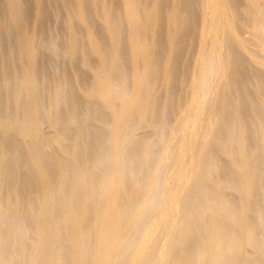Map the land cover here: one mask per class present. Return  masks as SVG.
I'll return each mask as SVG.
<instances>
[{
    "label": "bare ground",
    "instance_id": "obj_1",
    "mask_svg": "<svg viewBox=\"0 0 264 264\" xmlns=\"http://www.w3.org/2000/svg\"><path fill=\"white\" fill-rule=\"evenodd\" d=\"M73 1L0 0V264H264L261 0L244 9L238 0L194 4L198 48L173 120L172 103L143 89L158 10L143 16L147 26L136 0H123L127 92L126 76L119 85L112 77L119 26L102 3L101 30L117 52L105 63L87 1ZM247 23L257 47L239 34ZM171 41L160 77L166 96L180 45ZM81 47L100 64L88 87L76 69ZM244 72L250 91L235 87ZM147 120L152 138L134 132Z\"/></svg>",
    "mask_w": 264,
    "mask_h": 264
},
{
    "label": "rangeland",
    "instance_id": "obj_2",
    "mask_svg": "<svg viewBox=\"0 0 264 264\" xmlns=\"http://www.w3.org/2000/svg\"><path fill=\"white\" fill-rule=\"evenodd\" d=\"M86 1L87 2L85 4V9H86L85 18L87 21L90 22V24L99 33V43L102 44V47H105L102 49L103 51L100 50L99 52L102 51V53H100V54H102L101 55L102 58L104 60H106V61L103 60L105 63L110 62L109 58H111L112 56L114 58L113 53L116 54L117 52H112V51H114V48L112 50V48H110L108 46V45H111L110 35L107 32L103 33L101 30V24H102V22H105L101 18L102 17V8H101L102 3L105 4V6L107 7V9L110 13V17H111L110 20L111 21L114 20L117 23L116 24L117 28L119 26L118 33H116V36L120 37V38H118V41L120 39V42H118L119 43L118 44V59L116 57H115V60H113L111 58L112 59L111 61L118 62L117 66H119V67L115 68V72L113 73L112 77H113V81L116 84L118 83L117 85H119L121 83L120 82L121 77L126 76L125 78H127L128 81L126 82V85L124 86L123 90H125L127 92H131L130 90L132 89V87H131L132 85H130L131 83L129 81V78H130L129 76L131 74V71H130L131 70V68H130V66H131L130 65V56H131L130 53H131V51H130V49H128L129 47L127 45L128 44V40H127L128 31H127L126 25H124L125 22H124L123 0H86ZM246 1L247 0H238V3L242 9H244L243 7H244ZM258 1H260V0H258ZM70 2L74 5L76 4L73 0H70ZM188 2H191V3H188ZM136 3H137L138 11L141 14L140 19H141L142 23L144 22L143 24L153 23L150 17L147 18V20L145 19V17L151 16V14L148 12H152L153 11L152 8L157 9L161 15V19H160L161 25L154 32V37L156 40H154V39H153V41H152V39L148 40V43L151 41L149 43V48H151V49H149L150 54L148 56L150 58L151 63L148 65V67H147L148 69L145 70V71H148V74L146 72H144L146 74V76H145L146 80L145 81L147 82V80H148V82H147V84H145V82H144L143 89H144V91L151 94V95H148V99H152V96L154 94L156 95L157 92L158 93L160 92L159 94L158 93L157 94H158V97H159L161 102L169 101V104L172 103L171 104L172 109L170 111L169 116L170 117L172 116L170 119L173 120L175 118L176 113H177L176 107L178 106V104H183V102L187 100L188 95H189L188 90H186L188 87L187 76L191 75V73H192L193 65H194V61H195L194 58H196L195 54L197 53V48H198L197 43H196V41H197L196 39H197V35H198V21H197L198 20V14L197 13H199V11L196 10V6H195V5H197V0H194V1L193 0H190V1L189 0H136ZM259 3H260L259 5L261 6V9L264 10L263 9L264 0H261ZM185 6L188 8H186ZM198 8L199 7H197V9ZM54 10H53V12H54ZM172 11L173 12L176 11L175 12L176 15L173 16L174 14H172V16L170 17L169 15L171 14L170 12H172ZM59 13H60V11H59ZM146 13H148V14H146ZM144 15H147V16H145L143 18ZM195 15H196V17H195ZM54 16H55V14H53L51 17L52 18L51 19L52 24H54V18L56 17V16L55 17ZM242 16H244V14ZM167 17H170V19L168 18V20H167ZM76 19L80 22V25H78V26H77L78 23H77ZM76 19H73V22L77 23V24H75L76 30L81 35V37L83 38L84 37V32H83L84 24L82 23L83 20L81 18H78V17H76ZM171 19H173V20H171ZM149 20H150V22H149ZM168 21H170V22H168ZM194 22L197 24H195ZM150 24H147V26L152 25V24L151 25ZM251 30H252V27H251L250 23H247L245 28H243V30L239 31V34L242 38L244 37L243 39L246 38V40H248V42L250 41L249 43H250V45L252 43V47H253V45L257 42L250 40L252 37V31ZM172 31L175 34H173ZM62 33H63L64 38H62L63 37ZM67 35H68V29L66 26L64 28V25H63L62 30H61V38H62L63 42L67 40ZM172 39H173V41H171ZM169 41L175 42L176 44H178V45L180 44V45L177 49L178 53H177V57L175 59L177 69L174 70V73H172L174 75L171 76V78L174 79V82L172 84L171 92H169L166 96V93L164 91H162V84H160V83H163L162 82L163 79H161L163 77V75H162L163 74L162 71L164 70L163 65L167 61V59L169 57L168 55L170 54L169 53L170 52L169 51V44H170ZM152 44H154V46ZM150 45H152L153 47ZM254 46L257 47V44H255ZM255 47H254V49H257ZM81 50H82V52H81ZM185 55H187V56H185ZM77 57H80L78 64L76 66V69L78 68L77 72H79L80 75L85 76V80H86L85 87H88L91 85L92 81H94L93 76L100 68L99 61H98V59H96V57L94 55H92L90 50L87 49L86 47H81V49L79 48V51L77 52ZM61 59L67 64V62H69L71 60V57L69 54L64 53L63 56L61 57ZM179 59H181V60H179ZM110 64H111V62H110ZM247 71H249V72L255 71V68L252 66V67H250V69L248 68ZM249 72H248V74H250ZM245 74L247 77H244V78L241 75V79L243 78L241 83H242V85H245V86L235 85V87L237 86V88H240V89L242 87H245V90L250 91V89L253 88L254 83L252 82L251 78H249V76L247 75L246 72H244V75ZM88 80H90V81H88ZM246 80H248V82H246ZM249 80L251 82H249ZM89 82H91V83H89ZM145 85H146V87H145ZM118 88H120V87H118ZM123 90H122V88H121V90L117 89L116 92L119 95H121L120 92H123ZM185 97H187V98H185ZM121 99L122 98L119 97L115 101V107H118V104H120ZM169 99H173V100L171 101ZM174 105H175V107L173 109ZM145 106H146V102L144 103V107ZM137 121H141V119L138 118ZM150 124L151 123L149 120H147V122H145V124H142V126L137 123V127L134 129V132L138 133L137 135H141V136L146 135V136L152 138L153 137L152 133H153L154 128L152 125L150 126ZM222 158L225 159L226 156L223 155ZM226 161L219 162L220 163L219 165L222 164L221 165L222 167H224L225 169H229V166H227ZM232 191H231V189H225V192L228 194V196H230L231 198H236L235 192L234 191L232 192ZM159 252H160L159 250L156 251L157 254Z\"/></svg>",
    "mask_w": 264,
    "mask_h": 264
}]
</instances>
